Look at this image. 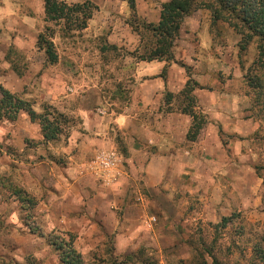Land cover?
<instances>
[{
	"label": "rangeland",
	"instance_id": "374dc122",
	"mask_svg": "<svg viewBox=\"0 0 264 264\" xmlns=\"http://www.w3.org/2000/svg\"><path fill=\"white\" fill-rule=\"evenodd\" d=\"M63 1L73 5L88 0ZM89 1L99 6L114 0ZM126 1L129 3V0ZM9 4L18 5L16 8L23 17L36 21L28 23L13 18L1 22L0 63L3 71L0 78L7 85H12L13 91L19 88L16 84L22 82L24 93L19 96L30 101L36 112L43 113V104L57 110V103L70 93L67 87H75L74 84L76 93L74 91L70 93L72 96L66 98L72 109L77 108L84 94L82 79L88 80L89 76H93L89 67L94 64L101 62L103 81L116 77L114 73L109 74L104 66L115 64L125 54L107 44L108 29L113 26L111 23L104 25L103 32L98 35L96 29L67 31L62 24L45 21L44 0H0L3 13ZM8 12L10 14L11 10L8 9ZM197 12L202 14L203 28L208 38L205 56H212L211 62L218 68L212 79L213 90L231 97L233 104L227 110L231 111L232 108L230 113L240 121L236 129L239 133L234 138L225 137V142L241 141L242 166L228 168L227 173L218 178L224 186L223 200L211 192L206 196L204 191L199 195L188 194L182 202L181 195L172 194L165 184L160 194L140 186V194L137 198L134 193L133 203L145 209L144 215L136 219L118 207L115 209L118 229L112 234L104 223L89 213L88 204L83 196L80 197L78 190L70 189L79 198L75 204L72 203L75 211L67 212L66 220H71L72 226H77L79 230H69L57 220L53 223L47 220L41 207L45 198V203L51 204L50 198L58 193L60 185L56 176L66 169L67 160L58 153L48 152L46 156L38 147L43 141L27 139L28 151L15 153L7 150L13 160L12 165L7 156L0 157V262L61 264L58 253L48 242L50 234L58 233L67 239L70 236L75 238L76 249L87 264H109L114 256L134 254L141 249L145 253L144 258L152 260L154 264H217L213 260L218 264H264V106L255 103L257 92L249 85L250 78H254L258 72L254 64L257 45L253 42L246 51H242L241 36L228 24H214L209 10ZM136 16L143 20L137 12ZM124 21H135L133 10L127 20L119 22L120 27L126 28L122 25ZM103 23L101 19L97 20V25L102 26ZM48 26L54 30L52 40L59 57L56 64H50L45 52L37 45L39 35ZM83 51L87 56L85 58H81ZM232 66L240 70V75L238 71L229 75L224 73L225 67ZM15 68L23 73L21 81L14 74H8ZM13 79L20 82L16 83ZM1 117L0 135L4 140L0 138V149H3L4 144L9 148L6 137H10L5 126L17 121L9 122ZM73 124L64 123L65 133ZM64 141L66 136L53 141V145H62ZM228 160H234L231 151ZM53 166L54 170H51ZM43 171L51 172L54 180L47 175H39ZM29 173L36 177L37 182ZM17 188L21 190L19 193L26 192L31 200L19 194L16 196L14 190ZM123 224L129 227H125L121 240L118 230ZM137 224L141 232H128L138 227ZM111 225L114 227V222ZM130 237L133 239L130 240Z\"/></svg>",
	"mask_w": 264,
	"mask_h": 264
},
{
	"label": "crops",
	"instance_id": "0c3cea01",
	"mask_svg": "<svg viewBox=\"0 0 264 264\" xmlns=\"http://www.w3.org/2000/svg\"><path fill=\"white\" fill-rule=\"evenodd\" d=\"M169 1L137 0L136 12L143 20L157 24L161 5ZM17 6L7 5L4 13L0 7V24L4 19L11 21L13 18L35 23L36 20L23 17ZM98 7L84 32L96 29L98 35L103 32L104 25L111 23L112 30L106 28L107 44L117 47L125 55L118 62L115 60V64L104 66L109 74L116 76L106 81L102 80L101 62L89 67L93 76H89L88 80L82 79L84 94L77 108L72 109L67 100L73 95L70 93H76L75 84V87H67L70 93L55 105L58 112L67 118L68 125L71 122L74 124L62 135L66 136L64 144L54 146L52 141L38 146L46 156L48 152L58 153L67 160L66 169L56 176L60 185L58 193L53 198L49 197L51 204L45 203L47 198L41 203L47 220L52 223L57 220L69 230H79L77 226H72L71 220H66L67 212L75 211L73 205L79 198L70 189L78 190L88 204L89 213L104 223L112 234L118 229L115 211L118 207L136 219L144 215L145 209L133 203L134 193L137 198L140 194V186L160 194L165 184L172 194L181 195L182 202L186 200V195H199L204 191L206 196L211 192L223 200L224 186L218 178L227 173L228 168H241L243 144L240 140L225 142V137L234 138L239 133L236 129L240 121L230 113L232 108L227 110L232 106L231 97L213 90L212 79L218 68L211 62L212 56H205L208 38L201 12H194L185 18L172 62H145L133 55L140 47V36L126 21L122 23L126 28L119 26V22L131 15L130 4L126 0H114ZM43 13L45 16V8ZM98 19L104 21L102 26L97 25ZM84 52L81 58L87 57ZM1 65L0 72L3 71ZM225 69V74L238 71L240 75V70L234 66ZM14 72L13 69L8 74H14L20 80L21 77ZM13 80L16 83L21 81ZM189 80L197 83L193 93L197 99L196 113L206 120L195 141L187 139L193 118L183 113L177 97ZM0 84L14 94L24 93L22 82L16 84L19 87L16 91L1 78ZM168 93L174 97L169 98ZM64 123L62 129L66 130ZM5 129L7 135L10 134L6 137L9 148L4 144L0 157L7 156L10 164L13 160L7 150L15 153L28 151L27 139L43 141L40 126L31 121L27 112H22L17 122L9 123ZM0 138L2 140L3 136L0 135ZM229 151L234 160H228ZM105 162L109 165H104ZM29 175L37 182L33 174ZM39 175L52 178L51 172L43 171ZM38 185L42 186V183ZM111 222H114V227ZM137 225L128 232H141V227ZM125 227L129 225L123 224L118 230L121 240Z\"/></svg>",
	"mask_w": 264,
	"mask_h": 264
},
{
	"label": "trees",
	"instance_id": "16d2710c",
	"mask_svg": "<svg viewBox=\"0 0 264 264\" xmlns=\"http://www.w3.org/2000/svg\"><path fill=\"white\" fill-rule=\"evenodd\" d=\"M131 9L135 14V21H130V26L141 39L140 47L133 55L140 61H165L174 60V48L180 36L182 25L186 17L199 10H209L214 24L223 22L229 25L241 36L240 47L246 51L248 46L255 42L257 45V58L254 62L256 73L250 78L249 85L255 89L257 96L255 103L264 106V0H170L161 5L160 20L157 24L139 20L136 16V0H129ZM45 21L49 24H62L67 31H82L88 27L89 21L99 7L92 1H85L69 5L63 0H44ZM137 21H140L138 23ZM49 32V33H48ZM1 33V30H0ZM54 30L49 26L38 37V47L45 52L50 64H56L59 60L55 44L52 40ZM14 71L19 77L23 73L16 68ZM166 71V69H165ZM197 83L189 80L185 89L179 94L178 100L183 113L193 118V124L187 135L189 141H195L206 120L196 113L197 99L193 94ZM0 116L1 118L15 122L22 112H27L33 123L40 126L43 142H52L59 139L65 133L62 124L67 122L63 114L53 106L43 104V113H38L33 104L22 99L18 94L10 92L0 84ZM173 98L172 94H167ZM14 190L24 199L31 200L26 192ZM75 238L69 239L63 235L52 233L48 236L50 246L58 253L61 264H87L82 254L76 249ZM144 251L139 250L134 254L114 256L109 264H154L152 260L144 258ZM5 262L2 260V262ZM213 263L218 262L213 260Z\"/></svg>",
	"mask_w": 264,
	"mask_h": 264
},
{
	"label": "built area",
	"instance_id": "2783aa9c",
	"mask_svg": "<svg viewBox=\"0 0 264 264\" xmlns=\"http://www.w3.org/2000/svg\"><path fill=\"white\" fill-rule=\"evenodd\" d=\"M104 165H109V162H105Z\"/></svg>",
	"mask_w": 264,
	"mask_h": 264
}]
</instances>
